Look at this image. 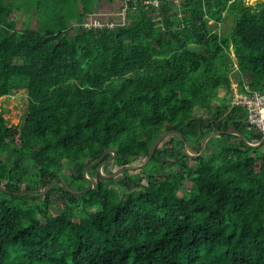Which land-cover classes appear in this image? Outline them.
<instances>
[{
    "label": "trees",
    "instance_id": "1",
    "mask_svg": "<svg viewBox=\"0 0 264 264\" xmlns=\"http://www.w3.org/2000/svg\"><path fill=\"white\" fill-rule=\"evenodd\" d=\"M102 1L116 0H0V95H28L20 127L0 113V185L34 200L0 196V264H264V144L221 133L216 151L190 164L169 135L137 169L144 181L124 174L110 186L94 165L93 188L83 174L107 149L117 167L145 157L164 130L180 131L192 152L215 129L259 140L245 107L214 101L219 87L232 91L231 73L240 91L264 95V3L135 0L123 25H80ZM15 10L34 11L36 26L17 29ZM226 13L234 23L223 32ZM60 157L80 166L66 183L89 189L58 180L42 196L13 193L44 189Z\"/></svg>",
    "mask_w": 264,
    "mask_h": 264
},
{
    "label": "rangeland",
    "instance_id": "2",
    "mask_svg": "<svg viewBox=\"0 0 264 264\" xmlns=\"http://www.w3.org/2000/svg\"><path fill=\"white\" fill-rule=\"evenodd\" d=\"M245 3L247 4H255L257 2H264V0H244ZM13 17L16 19V28L17 29H21L24 25V23L35 27L36 26V15L35 12L33 11L30 15L29 18H27L26 14H23L22 11L20 10H15L13 11ZM233 23H234V19H233V15L232 14H228L226 13L221 21V24H219V28L223 31V32H228L232 29L233 27ZM228 60H232L235 61V65H236V57L234 55L233 52H231L230 56L226 57V61ZM234 73H231V87H234L235 85H237V81L234 79V75H232ZM233 78V79H232ZM234 80V81H233ZM231 94V88L228 87H219L217 90V98L214 101L215 105H219L220 104V100L224 98L227 99L228 103L229 102V96ZM27 108H28V95H27V90L24 87H20V88H15L13 90H11L8 94H4V95H0V112L2 113L4 119H5V123L7 125H12L15 127H20L24 117L26 115L27 112ZM205 113V110H202L200 108H196L195 109V115H200ZM217 136V135H215ZM162 145V144H161ZM164 145V144H163ZM162 145V146H163ZM216 148H218V145H213L212 144V138L206 143V149H205V157L208 156L209 152H215ZM145 157L142 156L140 157V159H138L135 162L132 163H138L140 161H142ZM111 161V160H110ZM110 161H108L103 167H102V171L104 173H110L112 171H114L115 169H117V165L110 163ZM58 167H57V172H60L61 174L59 176L63 177L65 174L70 175L72 173H75L78 171V169L80 168L79 164L76 162H70L68 161L66 158L64 157H60L58 160ZM188 162L190 164H195L196 160L189 158ZM152 166L151 163H149L148 165L146 164V166H144L145 169L150 168ZM135 175V179L136 180H143L144 181V177H145V172L140 171V170H134L133 172L130 170H124L123 172L119 173L118 175H116L115 177H111V180H108L107 184L110 186H114L116 178L121 175L123 176L124 174L126 175ZM100 174V173H99ZM101 175V174H100ZM102 176V175H101ZM94 179L96 178V174L92 173V176ZM103 177V176H102ZM27 182L28 183H32V176H30V174L27 175ZM105 178V177H103ZM121 178L120 176L118 177V179ZM107 179V178H105ZM57 187H59V184L57 185ZM87 187V186H86ZM190 186H184L183 188H181L178 193L179 194H185L186 191H189ZM20 195V194H19ZM22 195H26V194H22ZM0 196L5 197L8 202L10 204H18L20 202H23L25 200H29L30 203H33L34 200L31 197H16V198H11L10 193L6 192V191H2L0 192ZM51 200L53 202V204L50 206L52 209H59V199L60 197H62V193L56 192L51 194Z\"/></svg>",
    "mask_w": 264,
    "mask_h": 264
},
{
    "label": "water",
    "instance_id": "3",
    "mask_svg": "<svg viewBox=\"0 0 264 264\" xmlns=\"http://www.w3.org/2000/svg\"><path fill=\"white\" fill-rule=\"evenodd\" d=\"M199 121L201 122L200 118ZM221 133H234L237 134L247 145L252 146V147H258L262 144H264V133L262 134V137L257 140V141H249L244 133H242L241 131H237V130H222V129H215L212 130L210 132H208L207 134L203 135L201 140H200V148L197 152H192L188 149L187 146V141L184 138L183 134L175 129L172 130H164L162 131L151 143L149 151L147 153V155L145 156V158L138 162V163H129L126 164L124 166H120L117 169H115L114 171L110 172V173H104L102 171V167L110 160H112L115 155H116V151L113 149H107L105 150L96 160L88 163L84 168H83V174L86 177V179L92 184V187L95 188L96 187V182L94 180L93 177H91L90 175H88L87 171L91 166L97 165V170L98 172L105 178H111V177H115L116 175H118L119 173L123 172L124 170H137V169H141L144 166H146V164L150 161L157 145L167 136L169 135H176L178 136L181 141H182V149L183 152L190 158H197L199 156H202L205 153V149H206V143L207 141L212 138L215 135H220ZM111 152L112 154L108 157L104 156L108 153ZM57 180H61L65 189H67L68 191L72 192V193H82L85 192L87 189H89L90 187H85L83 189H74L72 187H70L66 181L61 177L58 176L54 179H52V181L42 190L40 191H13V193H18V194H28V195H32V196H42L44 195L56 182ZM0 188L9 192L8 189L4 188L2 185H0Z\"/></svg>",
    "mask_w": 264,
    "mask_h": 264
},
{
    "label": "built area",
    "instance_id": "4",
    "mask_svg": "<svg viewBox=\"0 0 264 264\" xmlns=\"http://www.w3.org/2000/svg\"><path fill=\"white\" fill-rule=\"evenodd\" d=\"M132 1L134 0H121L122 4L116 18L110 19L89 15L80 25L94 28H113L117 25H123L126 23L128 5ZM143 1L147 5L160 6V0ZM173 3L176 6H180V0H173ZM208 22L212 23V19H209ZM231 103L245 107L250 128L264 133V95L259 91H251L248 87H245L244 91H240L238 86L235 85L231 91Z\"/></svg>",
    "mask_w": 264,
    "mask_h": 264
},
{
    "label": "crops",
    "instance_id": "5",
    "mask_svg": "<svg viewBox=\"0 0 264 264\" xmlns=\"http://www.w3.org/2000/svg\"><path fill=\"white\" fill-rule=\"evenodd\" d=\"M121 4H122L121 0H116L112 3H107V2L102 1L96 5L95 12L92 15H96V16L103 17V18L106 17V18H110V19L113 17L116 18L118 11H119L117 9H120ZM112 9H114V10H112Z\"/></svg>",
    "mask_w": 264,
    "mask_h": 264
},
{
    "label": "bare ground",
    "instance_id": "6",
    "mask_svg": "<svg viewBox=\"0 0 264 264\" xmlns=\"http://www.w3.org/2000/svg\"><path fill=\"white\" fill-rule=\"evenodd\" d=\"M253 1V0H252ZM118 2V1H117ZM133 2H137V1H133ZM139 2V1H138ZM264 3V2H263ZM258 4V3H257ZM132 5V4H131ZM114 6V5H113ZM112 7V6H111ZM130 7V5H128V8ZM151 7V6H150ZM154 8V7H153ZM152 9V8H151ZM158 9V8H157ZM112 10H114V9H112ZM116 10V9H115ZM117 10H119V9H117ZM116 10V11H117ZM129 11V10H128ZM103 16V15H102ZM106 16V15H105ZM104 18H106V17H104ZM113 18H115V17H113ZM121 27V26H120ZM108 29V28H107ZM226 58V57H225ZM224 59V58H223ZM235 62V61H234ZM232 75H234L235 76V73L234 74H232ZM236 77V76H235ZM233 79V78H232ZM235 79V78H234ZM234 81V80H233ZM241 86H243V85H241ZM231 87V86H230ZM243 88V87H242ZM244 89V88H243ZM245 90V89H244ZM230 97V96H229ZM229 99V98H228ZM226 102H228L227 100H226ZM229 102H231V101H229ZM1 113V112H0ZM249 128V127H248ZM171 130V129H170ZM204 132V131H203ZM165 139V138H164ZM191 141V140H190ZM209 141V140H208ZM192 142V141H191ZM195 144V143H194ZM193 151V150H192ZM116 156V155H115ZM153 156V155H152ZM198 158V157H197ZM58 181V180H57Z\"/></svg>",
    "mask_w": 264,
    "mask_h": 264
},
{
    "label": "flooded vegetation",
    "instance_id": "7",
    "mask_svg": "<svg viewBox=\"0 0 264 264\" xmlns=\"http://www.w3.org/2000/svg\"><path fill=\"white\" fill-rule=\"evenodd\" d=\"M108 157V156H107ZM104 158H105V156H104Z\"/></svg>",
    "mask_w": 264,
    "mask_h": 264
}]
</instances>
